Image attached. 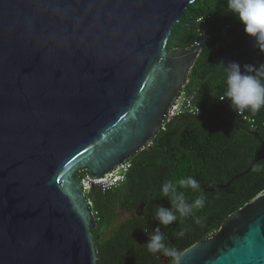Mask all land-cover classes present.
Segmentation results:
<instances>
[{
    "label": "water",
    "instance_id": "95a60500",
    "mask_svg": "<svg viewBox=\"0 0 264 264\" xmlns=\"http://www.w3.org/2000/svg\"><path fill=\"white\" fill-rule=\"evenodd\" d=\"M196 0H0V264H97L99 178L160 132L209 33L168 40ZM264 160V141L247 174ZM179 264H264V190Z\"/></svg>",
    "mask_w": 264,
    "mask_h": 264
},
{
    "label": "trees",
    "instance_id": "16d2710c",
    "mask_svg": "<svg viewBox=\"0 0 264 264\" xmlns=\"http://www.w3.org/2000/svg\"><path fill=\"white\" fill-rule=\"evenodd\" d=\"M227 5L228 0H196L173 28L168 50L192 48L200 36L209 33L220 54L231 59L244 56L249 36ZM201 17L204 23L198 22ZM212 53L213 46L205 44L184 88L195 94L199 115L175 119L160 130L149 146L133 156L132 169L121 187L105 193L95 188L88 195L98 222L93 230L97 264H171V258L146 247L156 228L182 254L217 233L229 215L264 190V160L245 173L264 140V108L254 116L245 111L256 121V129H251L225 96L227 64L216 61ZM245 64H264V53L257 48L240 65L242 71ZM188 176L200 182L206 197L205 207L196 213L202 224H194L192 218L182 224L178 218L172 225H161L155 219L156 208L171 209L170 201L162 196V183ZM178 190L190 203L200 195L190 188ZM121 213L128 217L120 221ZM181 227L189 231L177 238L174 234Z\"/></svg>",
    "mask_w": 264,
    "mask_h": 264
},
{
    "label": "clouds",
    "instance_id": "9594fccd",
    "mask_svg": "<svg viewBox=\"0 0 264 264\" xmlns=\"http://www.w3.org/2000/svg\"><path fill=\"white\" fill-rule=\"evenodd\" d=\"M227 7L244 25L246 35L253 38L256 47L264 53V0H228ZM224 71L226 73L225 96L237 114L248 111L254 116L264 108V64L258 67L245 64L242 71L239 64L230 63L225 66ZM223 99L222 97L221 101ZM178 187L190 188L193 192H199L200 195L190 203ZM161 193L171 203V209L157 207L155 210V219L161 225H172L178 218L181 219L182 224L188 218H192L196 225L202 224V219L196 213L205 207L206 197L197 179L188 176L175 181L165 180L161 186ZM187 231H189L188 228L181 227L174 235L177 238H183ZM146 247L153 254L163 253L164 256L171 258V264H179L182 254L166 243L165 235L160 228H156L154 234L150 235Z\"/></svg>",
    "mask_w": 264,
    "mask_h": 264
},
{
    "label": "built area",
    "instance_id": "2783aa9c",
    "mask_svg": "<svg viewBox=\"0 0 264 264\" xmlns=\"http://www.w3.org/2000/svg\"><path fill=\"white\" fill-rule=\"evenodd\" d=\"M198 22L204 23L205 18L201 17L198 20ZM184 88L181 91L180 95L177 97L173 109L167 115L165 122L161 127V130H165L166 125L175 119L184 116L195 117L199 115L200 109L195 104V96H194L195 94H189L187 91L184 90ZM223 98H224L223 101H225V97ZM238 115L241 116L242 119L248 125H250L251 129H256V121L254 119L247 116L245 112ZM131 169H132V162L131 160H129L116 167L110 173H107L104 176L95 179L90 177L87 169H81L80 171H78V173L80 174L79 179L81 180L83 191L87 197L89 204L92 206V202L88 199V195L91 193L93 189L98 188L104 193L115 191L125 183V181L127 180V175L130 173Z\"/></svg>",
    "mask_w": 264,
    "mask_h": 264
},
{
    "label": "rangeland",
    "instance_id": "374dc122",
    "mask_svg": "<svg viewBox=\"0 0 264 264\" xmlns=\"http://www.w3.org/2000/svg\"><path fill=\"white\" fill-rule=\"evenodd\" d=\"M126 217H128V215H126V214H124V213H121L120 214V216H119V220L120 221H122V220H124ZM109 231L107 230V229H104L103 230V234L105 235V236H108V233Z\"/></svg>",
    "mask_w": 264,
    "mask_h": 264
},
{
    "label": "flooded vegetation",
    "instance_id": "af4514ba",
    "mask_svg": "<svg viewBox=\"0 0 264 264\" xmlns=\"http://www.w3.org/2000/svg\"><path fill=\"white\" fill-rule=\"evenodd\" d=\"M260 141L262 142V141H264V140L261 138V140H260Z\"/></svg>",
    "mask_w": 264,
    "mask_h": 264
}]
</instances>
